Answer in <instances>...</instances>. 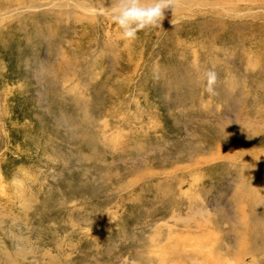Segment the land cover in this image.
<instances>
[{
    "label": "rangeland",
    "instance_id": "374dc122",
    "mask_svg": "<svg viewBox=\"0 0 264 264\" xmlns=\"http://www.w3.org/2000/svg\"><path fill=\"white\" fill-rule=\"evenodd\" d=\"M111 6L0 0V264H264V0Z\"/></svg>",
    "mask_w": 264,
    "mask_h": 264
},
{
    "label": "clouds",
    "instance_id": "9594fccd",
    "mask_svg": "<svg viewBox=\"0 0 264 264\" xmlns=\"http://www.w3.org/2000/svg\"><path fill=\"white\" fill-rule=\"evenodd\" d=\"M180 0H112L110 18L118 25L120 39L132 41L137 33L147 27L161 25L165 10L172 12ZM174 25V21H171ZM214 81V74H210ZM209 91H212L209 86Z\"/></svg>",
    "mask_w": 264,
    "mask_h": 264
}]
</instances>
